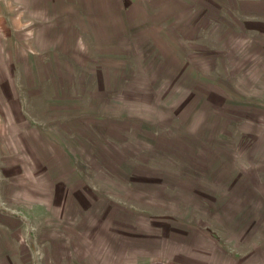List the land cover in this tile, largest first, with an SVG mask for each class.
<instances>
[{
    "label": "rangeland",
    "instance_id": "obj_1",
    "mask_svg": "<svg viewBox=\"0 0 264 264\" xmlns=\"http://www.w3.org/2000/svg\"><path fill=\"white\" fill-rule=\"evenodd\" d=\"M0 264H264V0H0Z\"/></svg>",
    "mask_w": 264,
    "mask_h": 264
}]
</instances>
